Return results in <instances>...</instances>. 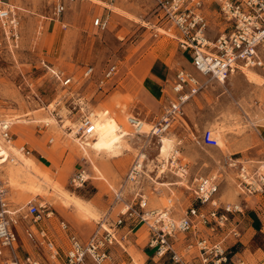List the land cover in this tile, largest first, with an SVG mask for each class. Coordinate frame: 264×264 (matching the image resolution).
Segmentation results:
<instances>
[{"label":"rangeland","instance_id":"obj_1","mask_svg":"<svg viewBox=\"0 0 264 264\" xmlns=\"http://www.w3.org/2000/svg\"><path fill=\"white\" fill-rule=\"evenodd\" d=\"M6 2L14 6L19 24L15 37L0 23V121L9 120L12 123L10 139H5L1 133L0 136L9 141L6 144L14 145L20 151L25 146L30 153H22L36 160L47 179L41 181L43 191L40 195L19 191L18 184L9 178V168L19 160L18 156L11 155L6 165H0V180L8 189L12 204L16 208H23L25 218H22L21 227L34 225V228H47L61 246L59 250L63 255L68 232L61 228L60 223L65 221L69 228L71 226L80 235L89 236L103 219L108 222H112V217L117 219L122 203L115 200V191L124 182L135 157L140 152L147 154L141 151V146L149 140V170H154L159 163L161 146V142L145 135L128 136L132 137L128 140L133 148L119 158L99 159L93 156L97 166L101 164L98 166L99 173L88 157L74 154V146L78 148V144L71 141L68 132L73 130V123L79 125L83 113L75 109V105L81 103L83 107L86 106L85 111L95 114L109 110L110 116L115 114L113 117L116 116L118 121L127 123L128 131L132 129L126 117L131 115L151 124L162 112L165 103L163 89L147 80L149 65L154 59L162 58L172 66L193 70L191 54L188 52L184 55L186 51L179 47L173 31L166 32L168 25L161 18L156 0H75L66 2V11L60 16L54 15L59 0ZM101 2H107L110 6L105 7L99 4ZM97 18L106 22V27L96 26ZM220 27L211 25L209 36L214 38L218 35L222 30ZM262 53L264 57V50ZM110 63H116L119 69L115 84L109 88H99L98 79ZM48 67L62 72L66 77H73V83L63 86ZM87 67H94L90 78L83 76ZM256 71L264 75V68ZM199 75L207 82L205 88L188 103L184 124L175 125L167 134L175 139L180 162L188 165L189 184L195 178L216 174L220 177L219 201L223 204H240L244 208L246 218L234 216L235 222L241 224L244 246L238 245L241 238L236 242L228 238L225 243L229 250H232L233 244L238 245V250L248 247L251 251L259 247L264 250V233H257L252 239L253 233L248 230L251 223L264 225V202L259 204L255 197L241 193L236 169L225 164L230 156L242 161L264 159V87L248 84L241 72L230 75L226 79V87L216 78ZM238 78L241 84L237 83ZM48 117L56 118L58 123L48 124ZM250 119L256 122V126L250 123ZM219 123L225 125V146L203 144L201 138L206 128L213 130V137L218 141L215 125ZM81 168L91 176L97 174L101 178L92 177L83 187L77 188L71 180ZM163 176H166L165 182H182L169 170ZM153 184L146 180L143 184L150 208L172 207L175 216L181 217L190 206L200 205L192 189L186 187L187 184ZM58 188L83 199L91 207V213L80 211L74 204L72 206L65 201L64 194ZM125 196L129 198L128 189H125ZM29 203L44 205L53 212L52 216L34 223V218L27 215ZM143 226L137 246L125 244L134 260L138 259V264H145L142 249L149 238L148 227ZM227 232L213 233L212 240H217L214 235L220 238ZM188 235H177L178 244L188 239ZM61 239H64L62 243L59 241ZM28 251L40 252L45 258L48 256L45 251L26 242V247L20 248L19 253L25 255ZM180 251L185 255L183 246ZM153 252L149 250V253ZM260 254L251 264H259L260 259L264 262V252L260 251ZM45 260L46 264L51 263L47 258ZM0 264H4L1 256ZM158 264L177 263L169 256L165 263L161 260Z\"/></svg>","mask_w":264,"mask_h":264},{"label":"built area","instance_id":"obj_2","mask_svg":"<svg viewBox=\"0 0 264 264\" xmlns=\"http://www.w3.org/2000/svg\"><path fill=\"white\" fill-rule=\"evenodd\" d=\"M10 1V0H9ZM75 0H59L55 8V15L60 16L66 11L67 3ZM161 11V18L168 25L166 32L173 31L179 47L190 52L192 65L195 70L208 78L226 80L234 72H243L244 68H264V0H156ZM10 2L0 0V23L4 29H9L13 36H17L18 14ZM219 15L226 24L215 39L209 36L210 20L207 12ZM95 25L106 27V22L97 18ZM56 79L67 87L73 83V77H66L60 71L48 67ZM94 67H87L83 76H93ZM119 73L116 63L108 64L98 79L99 88H109L115 84ZM207 82L200 81L197 76L184 69L176 71L165 89L170 92L171 99L164 104L162 112L149 124L150 129L144 131V120L137 116H128L131 135H142L155 138L161 142L162 136L167 134L175 125L184 122L185 106L199 94ZM109 86V87H108ZM81 103L75 109L82 111L77 134L84 142L96 136V115L85 111ZM109 113V110H106ZM12 123L0 121L1 134L10 139ZM129 136V135H127ZM201 141L205 145L217 144L213 137V130L204 131ZM22 151L30 153L23 146ZM170 161H159L155 168L156 178L172 171L187 184L194 192L199 206L192 205L181 217H176L172 207L150 208L148 195L144 190L147 177V154L140 152L132 162L124 182L115 191V200L121 202L117 219L108 222L103 219L91 237L82 241L70 231L69 224L60 223L61 228L68 232V249L61 255L59 247L50 231L44 227L34 228V225L21 227L23 208H16L9 199V192L0 180V256L4 264H110L112 255L110 249L120 244L119 228L127 222L132 225H146L150 232L147 246L152 249L156 257L162 259L169 255L177 264H190L198 259L200 264H232V252L226 245L229 238L239 240L241 231L234 216H244L245 211L240 204H223L219 201L220 177L216 174L201 176L190 182L189 168L179 160V152ZM225 164L237 171L238 187L241 193L253 196L257 203L264 202V160L242 161L240 158L227 157ZM92 179L86 169L77 170L72 177V184L83 187ZM125 189L129 190V198L125 196ZM204 206H208L207 208ZM42 204H27V215L34 218V223L51 217ZM233 216V218H232ZM201 227H208L210 232L217 233L227 230L225 236L212 241L207 236H198ZM193 233L197 235L194 241L185 245L186 254L182 255L175 246L176 236ZM33 244L48 256L42 257L40 252H27L20 255L19 249ZM185 256L191 257V262Z\"/></svg>","mask_w":264,"mask_h":264},{"label":"bare ground","instance_id":"obj_3","mask_svg":"<svg viewBox=\"0 0 264 264\" xmlns=\"http://www.w3.org/2000/svg\"><path fill=\"white\" fill-rule=\"evenodd\" d=\"M99 4H102L105 7L110 6V4L108 5L107 2L106 3L101 2ZM21 12L23 13V11H21ZM7 36H9V35H7ZM235 73L236 72H234V74ZM241 73H243V75L245 76V81H247L248 84H251V85L254 84V85H257L259 87H264V75L262 73L256 71V69L244 68L243 72H241ZM219 82L226 87V80H219ZM237 83L241 84L242 83L241 79L238 78ZM117 98L119 99L120 97H117ZM117 98H115V99H117ZM111 114H112V112H111ZM113 116H110L106 110L98 112V114L96 115V118H95V124H96L95 136L96 137L92 140L85 141V142H82L80 140V138L77 134V129H78L77 123H73V126H72L73 130L71 132H68V136L70 137L71 141L78 144L77 145L78 148H76V146H74V149H73V151L75 152L74 154L80 155L81 157H85V156L88 157L89 160L92 162L94 168L97 169L98 171H100L98 166L101 165L100 163L102 162V160L99 163L100 165L97 166V164L94 161L95 158L93 159V156L97 157L99 159L101 157L102 158H115V157L119 158L120 156L124 155L126 151H129V150L131 151L133 148V146L130 144V142L128 140V138H132V137L127 136V135L130 136L129 131L126 129V127L128 126L127 123H125V122L122 123L121 122L122 120L118 121L116 119V116L115 117H113ZM13 120H14V118H13ZM226 120H227V118H226ZM7 121H9V120H7ZM46 122L48 124H49V122H54L55 124L58 123V121L54 117H48L46 119ZM250 123L253 126H256V122H253L251 119H250ZM51 125H52V123H51ZM54 125H53V127H54ZM224 127H225V125L223 126L220 123L215 125V133H216V136L218 139L217 144L220 147L225 146V141H224L225 140V129H224ZM148 129H150L149 124L145 123L143 130L147 131ZM0 133H1V130H0ZM6 142L9 143V141L4 140L0 136V165H3L4 163L6 165V162L9 160V157L11 155H13V156L16 155V156H18V159H19L18 162L13 163L14 165H12V166L10 165L11 166L9 168L10 181L14 182L15 184H18L19 189H20L19 191L22 190L25 193L30 192V193L40 195L43 191L42 187H41V185H42L41 181H43L45 178L47 179V175L44 174L42 171H40L39 166H38V164L34 158L26 156L25 154L22 153L23 151H20L14 145L6 144ZM174 142H175V139L173 136H170V134L162 136L161 146L159 147V153H158V161H162V162L170 161L172 157H174V158L176 157L175 154L177 151H176ZM91 153H93V154H91ZM106 164H107V162H106ZM6 168H7V166H6ZM111 173H113V172H111ZM0 179H2V178H0ZM9 183L11 184V182H9ZM179 183L181 184V182L175 181V182H170V183H163L161 185L170 186V185H176ZM15 190H16V187H15ZM155 190H156V188H155ZM58 191L59 192L61 191L64 194L65 201L70 202L72 204V206L74 204V206L77 207L80 211L91 213L90 212L91 207L83 199H81L80 197H78L76 195L74 196V195L67 194V193L63 192L60 188H58ZM160 197L162 198L163 196H160ZM67 202H66V204H67ZM159 206H160V204H159ZM134 262L138 264V259L135 258Z\"/></svg>","mask_w":264,"mask_h":264},{"label":"crops","instance_id":"obj_4","mask_svg":"<svg viewBox=\"0 0 264 264\" xmlns=\"http://www.w3.org/2000/svg\"><path fill=\"white\" fill-rule=\"evenodd\" d=\"M214 12L215 11L207 12L208 18L210 20V26L215 24V25L221 26L220 28H222V30H224V28L226 27V24L221 19V17L219 15L215 14ZM216 35H215V37H216ZM215 37L213 39H215ZM185 53H188V52H184V55H185ZM190 62L192 64L191 57H190ZM181 69H184V70H186L188 72H191L192 74L197 76V78L200 81H202V82L205 81V79H203L202 77H199L200 75L195 70L194 67H193V70H191V69H188V68H183L182 66L181 67L172 66L170 63H168L166 60H164L162 58L154 59L151 62V64L149 65L147 80L152 82V84H154L158 88L160 86L163 89V92H164V102H163V104L164 103L166 104L171 99L170 92L165 89V86H166L167 82L174 77L176 71L181 70ZM187 105L185 106V111H186ZM162 106H164V105H162ZM181 126H183V125H181ZM206 129H208V128H206ZM154 140H156V139L154 138ZM147 143L148 144L150 143L149 140H146L145 141V145L141 146L140 149H141V151H146L147 154H149L147 156V161L146 162H150L151 161L150 160L151 152L147 148ZM153 146H154V144H153ZM251 161H255L256 162V160H253V159ZM258 161H262V160H258ZM147 166H148V163H147ZM155 168L156 167H154V170H149L148 169V171L146 172V174H147L146 182L147 183L149 182L152 186L154 185L153 183H158V184L170 183V182L163 181L166 176L161 175L158 178H156ZM99 172L101 173V171H99ZM94 173H96V172H94ZM92 177L95 178V179H100L101 178L97 174L92 175ZM159 180H160V182H159ZM112 187L113 186L111 185V188ZM144 188L146 190V187H144ZM112 189L115 190L114 188H112ZM153 190H154V187H153ZM258 217L260 219V215ZM244 218H246V215H244ZM110 220L111 221H115L116 219H114L112 217V218H110ZM239 220H240V222L242 221L241 219H239ZM143 227H144L143 224L142 225L141 224L132 225L131 222H127L125 225H123L122 227L119 228L118 239H119L120 244L122 246L115 245V246H113L110 249V254L112 255V262L110 264H135L134 258L127 251V249L125 247V244L126 245L127 244L128 245L129 244H133L134 246H137L136 242L139 240V232L142 230ZM239 227H240L239 229H242L241 228V224H239ZM96 228L89 236H85L83 233H81V235H80L79 233H77L70 226L71 232L74 233L76 236H78L82 241L88 240L91 237V235L96 231ZM200 230H202V232L200 234H198L199 237L200 236H207V237H209L212 240L211 236H212L213 233L210 232L208 227H201ZM248 230L253 233V235H252V239H253V236L255 234L264 233V225L260 226V223H258V225L251 223V226H250V228ZM148 231H149V229H148ZM214 236H216L217 240L220 239V238H217L218 237L217 235H214ZM241 236H242V232H241ZM149 237H150V232H149ZM187 237H188V239L183 240L181 243L179 242V244H178V239H176L175 246L178 248L180 253H181V251H180L181 246H183V249L185 251L186 243L194 241L197 238V235L193 234V233H189V235ZM63 240L64 239L59 240L60 243H62ZM65 240H66L65 241L66 249H65V247H64V249L67 250L68 246H69V242H68L67 237L65 238ZM148 240H149V238H148ZM212 241H214V240H212ZM234 241L236 242L237 240H234ZM243 243L244 242H243V240L241 238V240H239L238 245L243 244ZM56 244H57L58 247H61L60 245H58V243H56ZM233 245L234 246H233L232 250H230L232 252V254H233L232 255V264H251L252 260L256 261V257L258 259V257L261 255L260 251L264 252V250L261 247H259L258 249L254 248V250L251 251L250 247L242 249V250H238V247H237L238 245H236V244H233ZM243 246H244V244H243ZM149 250H150V248L147 246V244L142 249V251H143V253H144L145 257H146L145 264H158L159 261H161V260H163V262L165 263L167 261V259L169 258V256L167 255L164 258L160 259V258L156 257L154 252L153 253H149ZM62 252H65V251H62ZM184 253L186 254V252H184ZM185 258L187 259V256H185ZM187 260L191 262V258H188ZM258 263L261 264V263H264V262H263V260L260 259V260H258ZM190 264H200V262H199L198 259H194Z\"/></svg>","mask_w":264,"mask_h":264}]
</instances>
